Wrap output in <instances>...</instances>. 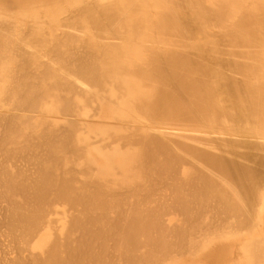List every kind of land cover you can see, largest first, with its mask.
<instances>
[{
	"label": "bare ground",
	"instance_id": "bare-ground-1",
	"mask_svg": "<svg viewBox=\"0 0 264 264\" xmlns=\"http://www.w3.org/2000/svg\"><path fill=\"white\" fill-rule=\"evenodd\" d=\"M0 156L16 264H264V0H0Z\"/></svg>",
	"mask_w": 264,
	"mask_h": 264
},
{
	"label": "rangeland",
	"instance_id": "rangeland-1",
	"mask_svg": "<svg viewBox=\"0 0 264 264\" xmlns=\"http://www.w3.org/2000/svg\"><path fill=\"white\" fill-rule=\"evenodd\" d=\"M0 157H1V156H0ZM15 157H16V155H15ZM17 157L20 158L21 156H17ZM17 159H18V158H17ZM17 159H16L15 162L17 163L16 165L19 166L20 164H18ZM20 159H21V158H20ZM20 159H18L19 162H21V160H22V159H21V160H20ZM0 160H2V159H0ZM22 162H23V161H22ZM23 163H24V162H23ZM23 163L21 164V167H19V168L25 170V168H22V167H23V166H22ZM26 165H27V164H26ZM26 165L24 164V167H25ZM26 167H28V165H27ZM29 168H30V167H29ZM26 169L29 170V171H28V173H29V172H30V169H28V168H26ZM26 172H27V171H26ZM2 199H3V197H2V195H1V196H0V202H1L0 204L3 203L2 205H0V211H1V213H2L3 211L6 210V209H4V208H6V205H7V204L5 203L6 201H5L4 199H3V200H2ZM5 204H6V205H5ZM2 206H3V207H2ZM2 209H4V210L2 211ZM6 211H7V210H6ZM6 211H5V212H6ZM1 213H0V214H1ZM3 213H4V212H3ZM6 214H7V212L4 213V216H6ZM0 216H1V217H0V225H2V226H0V235L3 234V235L5 236V239H6L7 241H9V242H8L9 245L6 243L7 241H6L5 239L3 240V241H5V242H3V243L5 244L4 246H3V243H0V245H2V246L4 247V248H3L2 246H0V253H1V256H0V264H3L4 262H5V264H6V263L16 264V263L18 262V259H19V258H17V257H23V258H26V256L29 257V253H27L28 255H26V256L24 257V256H23V252L25 251V253H26V250H23V251L21 252V255H19V254H20V251H19V248L16 246V245H17V242L15 241V239H14V241L12 240V239H13L12 236H11V237L6 236V234L8 235V233H7V232H4V231H7L5 228H3L4 225L6 224V223H5V222H6V219H5V217L3 218V215H0ZM1 220H5V222H4L5 224H3V221H2V223H1ZM52 220H54L53 223H56V224L54 225V227H56V226L58 227L57 224H59V223H58V222H55L54 217H53ZM52 226H53V224H52ZM1 227H2L3 229H2ZM5 227H6V225H5ZM1 229H2V230H1ZM4 229H5V230H4ZM54 230H55V229H54ZM2 231H3L4 233H3ZM3 235L0 236L2 239H3V237H4ZM36 237H37V236H35V238L33 239V241H35V240L37 239ZM1 238H0V240H2ZM8 238H10V239H8ZM11 238H12V239H11ZM11 240H12L14 243H16L15 246H14V244H13V242H12ZM0 242H2V241H0ZM10 244H11V246H10ZM6 245L9 246V247H8V246L6 247L7 250L5 249V246H6ZM12 246H13V247H12ZM14 247H15V249H16V247H17L18 250H17V249H16V250L19 252V254H18L17 257H16V260H17V261L15 260L16 263L13 262V261H14L13 258H9V257H13V256H14V258H15V256H16L17 251H16V253L13 252V251H15ZM11 248H12V250H13V249H14V250H13V251H12V250H9V249H11ZM4 249L6 250V253H5V250H4ZM1 250H2V251H1ZM8 250H9V251H8ZM11 251H12V252H11ZM28 251H29V250H27V252H28ZM2 252H4V253H2ZM8 252H9V253H8ZM10 252H11V253H10ZM7 253H8V254H7ZM25 253H24V255H25ZM14 254H15V255H14ZM5 255H6V257H4ZM7 256H8V257H7ZM2 257H3V258H2ZM4 258L8 259L9 261L12 260V262H9L8 260H6V259H4ZM23 258H21L22 260H19V261H21L22 263L19 262L18 264H24V263L28 260V258H26V261H24L25 259L23 260ZM1 259H2V260H1ZM10 259H11V260H10ZM3 260H5V261H3ZM2 261H3V262H2ZM23 261H24V263H23Z\"/></svg>",
	"mask_w": 264,
	"mask_h": 264
}]
</instances>
